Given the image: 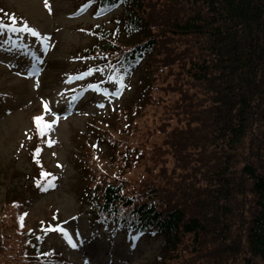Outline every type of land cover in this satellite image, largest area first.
<instances>
[{"label": "trees", "instance_id": "1", "mask_svg": "<svg viewBox=\"0 0 264 264\" xmlns=\"http://www.w3.org/2000/svg\"><path fill=\"white\" fill-rule=\"evenodd\" d=\"M94 1L122 4L129 34L128 48L106 44V66L146 58L152 81L165 74L150 90L159 94L157 132L169 159L131 185L93 168L81 176L82 204L101 223L160 236L165 257L149 264H264V0ZM172 93L181 94L175 104ZM167 111L184 125L167 127ZM123 128L102 138L112 157L133 164L137 141ZM2 204L10 209L0 212V264H62L30 235L46 222L29 224L14 198Z\"/></svg>", "mask_w": 264, "mask_h": 264}, {"label": "rangeland", "instance_id": "2", "mask_svg": "<svg viewBox=\"0 0 264 264\" xmlns=\"http://www.w3.org/2000/svg\"><path fill=\"white\" fill-rule=\"evenodd\" d=\"M47 2L48 7H45V0H0L2 9L16 13L25 25L39 33V36H33L25 31L11 32L8 28H0V171H8L7 178L0 175V212L3 209L9 211L10 205L2 203L11 198L33 200L29 213L33 223L57 209L63 220L61 228L67 230L77 246L72 247L60 233L50 235L47 243L68 257L69 264L152 263L160 247L158 239L144 236L136 240L132 248L134 238L127 243L125 233L94 224L93 213L79 204L81 188L77 178L80 173L73 162V154L78 151L83 161H89L92 159L89 142L98 143V148L103 149L99 162L108 165L105 166L109 168L108 172L116 169L130 185L146 177L148 169L154 172L169 159L167 154L162 157L165 137L157 132L164 121L162 109L156 104L159 94L153 91L143 104L144 110L135 115L128 104L133 91L138 89L139 79L135 74L125 75L122 87L109 84L103 77L82 75L85 72L81 70L88 61L80 60L76 53L84 50L92 37L80 28L96 25L108 28L111 19L119 17V10L95 18L90 9L80 6V0ZM44 37L48 39L45 41ZM148 72L147 63L139 72L141 79H146ZM77 76L81 78L76 79ZM164 77L165 74H159L155 85L161 86ZM163 83L173 85V78L167 77ZM169 95L170 104H175L181 96L177 93ZM45 103L49 109L46 120H55L56 126L50 138L44 141L41 158L55 170L59 185L52 193L42 195L25 186L28 183L25 175L33 166L25 152L33 142L29 118L41 112ZM123 107L128 112L126 117L127 113L111 114ZM166 114L167 127L184 125L172 112ZM123 126L132 133L126 138L133 140V146L137 141L133 164L128 163L130 157L118 162L111 155L115 149L100 139L108 127L113 131L117 129L116 136L120 137L121 129H125ZM86 174H90V167L86 168ZM178 180L172 184L177 185ZM166 186L169 188L168 184ZM184 261L186 258L180 257L177 262Z\"/></svg>", "mask_w": 264, "mask_h": 264}, {"label": "snow or ice", "instance_id": "3", "mask_svg": "<svg viewBox=\"0 0 264 264\" xmlns=\"http://www.w3.org/2000/svg\"><path fill=\"white\" fill-rule=\"evenodd\" d=\"M48 6H49L48 5V2H47V0H45V7H48ZM0 27H8L9 31H11V32L25 31V32L31 33L33 36H39V33L36 30L28 27L27 25H25L23 28H17V27L8 26V25H0ZM47 39H48V37H44V40L45 41ZM33 68H35V65H33ZM91 71L92 70L89 69L88 73H85V74H82V75L91 74ZM100 71H102V70H100ZM75 78L76 79H79L81 77L80 76H77ZM109 79L110 80H113L117 85H119L121 87L123 86V83H122L123 82V77L122 76H117L115 73H113V75L109 76ZM89 87L90 88H94L96 86L95 85H89ZM99 90L100 89L97 88V91H99ZM104 91L106 92L107 90L105 89ZM118 92H119V88L117 89V93ZM117 93H113V95H116ZM73 99H75V97H73ZM44 109H45V112H48L49 111L48 105L46 103L44 104ZM33 120H34V123H35V125L37 127V130H38V132H39V134L41 136H43L44 133H45V131L48 130V129H50L51 126H52V124H54L56 122L55 120H53L51 122L45 121L43 115L35 116L33 118ZM37 152H39V150H37ZM41 175H47V174L42 173ZM53 179H54V177H53ZM49 186H54V185L51 184V181H49ZM54 230L61 232L68 239V242H69V244H71L72 247L75 248L77 246L76 243L73 242V238H72V236L69 235V233L67 232V230H65L63 228H60L59 226H57ZM76 235L78 236L79 234L76 233Z\"/></svg>", "mask_w": 264, "mask_h": 264}]
</instances>
